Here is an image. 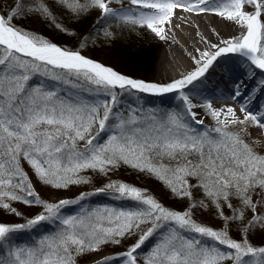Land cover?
I'll return each mask as SVG.
<instances>
[{"label": "snow or ice", "instance_id": "6c2138e0", "mask_svg": "<svg viewBox=\"0 0 264 264\" xmlns=\"http://www.w3.org/2000/svg\"><path fill=\"white\" fill-rule=\"evenodd\" d=\"M53 2L74 18L98 12L99 20L145 29L161 41L169 40L177 12L215 15L238 26L240 34L225 39L213 30L218 42L204 39L203 49L189 53L191 70L167 83L149 82L14 23L35 15L67 31L55 23L49 0L0 2V210L21 215L14 203L41 209L25 223L0 222V264H79V258L89 256L92 264H264V143L245 139L249 127L264 130V105L251 109L264 81L248 94L242 82L234 83L231 100H243L240 114L236 107H215L208 99L194 103L189 88L229 54L264 71V0ZM103 35L112 38L113 32L105 29ZM38 76L43 79L31 83ZM134 93H175L183 112L158 117L154 109L121 111L122 97ZM196 108L211 118V127L194 126L204 125ZM21 160L40 183L55 190L90 183L86 172L108 176L126 166L155 177L171 196L189 203L184 211L171 210L146 189L115 181L75 199L50 202L41 198ZM108 191L137 207L81 205L74 215L62 214ZM209 208L221 221L219 229L194 219L196 209ZM42 224L57 227L33 245L14 242L15 234ZM233 228L239 240L231 235ZM133 237L138 238L125 250L103 254L106 246H121ZM257 237L258 245L253 243Z\"/></svg>", "mask_w": 264, "mask_h": 264}, {"label": "rangeland", "instance_id": "374dc122", "mask_svg": "<svg viewBox=\"0 0 264 264\" xmlns=\"http://www.w3.org/2000/svg\"><path fill=\"white\" fill-rule=\"evenodd\" d=\"M0 2H2L3 4L6 5V4L10 3V0H0ZM60 10L63 11L62 9L58 8L54 12L55 19H57V20L59 17H61L60 13H57ZM61 13H67V12L63 11ZM92 13H90L88 15L91 16ZM88 15H87V17H88ZM93 16L95 17V14ZM98 17H99V13H98ZM98 17L95 19L96 21H94V23H92L90 25L92 27V30H89V32L84 33L82 36H71L69 38L72 41L71 43H73L72 44L73 48L70 47L71 43H69L68 46H65L62 44H60V46L61 45H62L61 47L65 46L66 48H70L73 51H81L82 54L88 55V56H90V58H92V57H91V53H89V51H88V48L90 46H93V47L96 46L95 50L98 54V57L96 59H94V58H92V59L99 61L106 66L112 67L117 72L128 75L132 78L142 79V80L149 81V82H158V77H159L160 71H161L160 70V62H161V58H162V53L165 49L164 41L159 40L152 33H150L149 31H147L145 29H139L138 28L136 30H131L128 28H122L118 24L106 23L102 20H99ZM98 25H103V26H100L103 28H100V27L98 28L97 27ZM224 27H225L226 35H230L231 37H234V36H237L240 34L239 27L233 23H225ZM105 29H108V30L113 29V36H112V38H108V40L104 41V40H101V36H104L103 32ZM25 30H29V31H32L36 34L42 35L43 37H45L48 40H49V38H51L50 36H45L44 33L42 31H40L38 24L28 25V27H26ZM140 32H147L150 35V36H148V38H151V41L154 44H156V45L160 44V47H161L160 50L161 51H160V54L158 56V62L154 68L148 69V70H143V69L139 68L137 71H135L133 69V67L131 66V64L129 63V61H127L126 56L128 55V49L132 48L133 43L137 44L136 41L139 42L138 39L140 37H138V39H137L136 36H138ZM75 40L77 42H75ZM85 42H86V47L81 48V44L85 43ZM77 43H80V44H77ZM191 67H193V64ZM39 78H42V77H39ZM256 81L258 82V80H256ZM239 82L240 81L238 80L235 83H239ZM158 83H167V81L163 80V81L158 82ZM199 86L201 87V83L199 81H197V82H195L194 86H189V88L191 89V92L194 93V92H196V90L197 91L199 90L198 89ZM211 90L213 91V93L216 92V90H214L212 88H211ZM231 93H232V91H231ZM85 95H87V94H85ZM193 102L194 103H202L203 100H193ZM241 102H243V100H241ZM121 104H122L121 111H125L129 107H136V108H139V109L144 110V111L154 109V110H156L158 117L163 116L170 111L183 112V104L176 97L175 93L171 94L168 97L165 96V97L161 98L160 100L150 99V98H147V97H145L141 94H137V93H134L131 95L125 94L121 99ZM260 106H259V108H254L252 110L258 111L260 109ZM196 110H198V112H197L198 117L197 118L203 119L204 125L203 126L194 125L195 127H198V128H200V127H211L214 124V122L211 120V118L205 114L204 110H201L200 108H196ZM188 119H189V122H191L190 118H188ZM254 131L255 130L253 129V127L248 128V132L250 133V135L245 136V139L248 140L249 142H251L253 140H260L257 138ZM262 143H264V142H262ZM21 166L23 167L24 171L28 173V175L30 177L29 171L31 169H29L30 167L27 164V162L21 160ZM88 176H90V175H88ZM143 176H144V178H147V179L157 180L155 177H153L147 173H143ZM30 179L32 180L31 177H30ZM95 179L96 178H94L93 181H91V182L96 181ZM101 180L104 184L103 187L111 181L109 178L104 177V176H102ZM112 181H113V179H112ZM32 182H33V180H32ZM118 182H122V181L118 180ZM33 184H34V187L36 188V190L39 192L41 198L48 200L50 202H54V201H57L59 199H69L68 196H73V198H71V199H75L77 197V195L82 193L83 190L85 188H87L83 185H77V186L71 188L72 189L71 192H67V190L66 191L62 190L60 192L59 191L56 192L54 189L50 188L51 189L50 191L45 192V193H41L38 190L37 185L34 182H33ZM87 189H90V187ZM94 191H95V189H93V190L90 189V190H87L86 192L92 193ZM102 194L108 198L116 199L115 195L111 191H108V192H105ZM196 195L199 198V193H197ZM97 196H102V195L101 194L91 195L87 199L81 201L80 204L71 205V206L66 207L65 209L62 210V214L63 215H74V214H76L77 212L80 211L81 205H84V203L86 201L90 200L93 197H97ZM127 200L132 201L131 199H127ZM181 201H183L182 202L183 206L181 209L176 208V207H172L169 209L177 210V211H184L187 208L189 201L186 199L181 200ZM13 206L16 207V209L18 210V212L21 213V215L15 216V215H11V214L6 213L3 210H0V215H1L0 222L9 223V224L25 223L27 219L34 217L38 212L41 211V209L39 207H29V206L23 205L22 203H14ZM2 216H4V217H2ZM194 219L197 222L202 223L206 226H211L214 229H219L221 227V221L216 217L214 210H212L211 208H209L208 210L196 209L194 211ZM56 227L57 226L55 224H42L33 230L19 232V233L15 234L14 242L16 244H20V245H27V244L31 243L32 241H35V240L38 241L43 236L42 233L44 230L51 229V228H53L55 230ZM256 239L258 240V242L256 244L257 245L260 244L261 240L259 238H256ZM105 252H106V250L104 249L103 253H105ZM81 264H92L91 257L86 262L81 263Z\"/></svg>", "mask_w": 264, "mask_h": 264}, {"label": "trees", "instance_id": "16d2710c", "mask_svg": "<svg viewBox=\"0 0 264 264\" xmlns=\"http://www.w3.org/2000/svg\"><path fill=\"white\" fill-rule=\"evenodd\" d=\"M49 4L53 12H55V10L58 9L56 5L54 4L53 0H49ZM61 12L63 11L60 10L59 12H57V13H60L61 17H59L58 20L55 19V23L61 24L64 29H67V31H61L60 29L55 27V24L53 22L42 20L35 15L25 16L23 18H17L14 21V23L22 29H25L26 27H28V25L38 24L40 31H42L45 36L51 37L49 38L51 42L56 43L57 45L62 44L65 46H68V44L72 42L69 39L71 36H82L84 33L89 32V30H92L90 25L94 17L93 15L96 12H93L91 16L88 15V17L86 16V17H81V18H74L70 16L69 13H61ZM100 26H103V25H100ZM100 26H98V28ZM100 28H103V27H100ZM109 30L113 32V29L112 30L109 29ZM140 33L138 36H136L137 39L138 37H140L138 39L139 42L136 41L137 44L133 43L132 48L128 49V55L126 56L127 61H129V63L131 64V66L133 67L135 71H137L139 68L143 70L154 68L158 62V56L161 51L160 44L159 45L154 44L151 41V38H148V36L150 35L147 32H140ZM101 40L105 41V40H108V38H105V36H101ZM75 42L77 41L75 40ZM72 44L73 43L70 44L71 48H73ZM77 44H80V43H77ZM65 46L63 47L66 48ZM95 49H96V46L94 47L90 46L88 48L89 53H91V57L94 59L98 57V54ZM41 79L43 78L36 77L31 83H37ZM46 83L51 84L52 82L46 81ZM102 139H103V134H102ZM29 174L31 175L32 179L34 180L35 184L38 187V190L41 193H45L51 190L49 186H45L37 180L32 169L29 171ZM84 175H87V176L90 175L88 176L90 181H93L94 178H96L95 179L96 181L91 182L89 184H82L83 186L87 188L90 187V189L92 190L103 187L104 184L101 180L102 179L101 175H98L97 173H94V172H86L84 173ZM104 177L109 178L111 181L112 179L115 182H118V180H120L123 183H127L129 185L138 187L140 189H146L148 194L153 195L159 202H161L167 208L176 207V208L181 209L183 206L182 205L183 201L171 196L168 189L161 182H159L158 180H154V179L144 178L143 173L133 170L129 167L121 166L118 170L112 171L108 176H104ZM75 186L77 185L70 186L67 192H71L72 190L71 188ZM87 188H85L83 192L90 190ZM55 191L60 192L62 190H55ZM63 191H66V190H63ZM101 195L102 196L93 197L90 200L86 201L83 206L89 209L108 206V207L115 208V209H125V210L135 209L137 207V204L134 201H129L127 199H113V198H108L104 196L103 194ZM78 196L79 195H77V197ZM68 198L71 199L73 198V196H68ZM53 228L44 230L42 235L55 231ZM231 234L235 239L240 238V235L235 228H233V230L231 231ZM137 238L138 237H133L132 239L125 240L121 246H106L104 249L111 250V251L125 250L127 246L134 243ZM155 239L156 238L150 239L146 243V245L144 246V251L141 252V255H143L144 252L147 251V249L150 248L153 243H155ZM256 240L257 239L255 238L253 240V243L256 244L258 242V240L257 241ZM36 241L37 240L32 241L31 243L27 245H33ZM89 258L90 256L79 258V264L87 261Z\"/></svg>", "mask_w": 264, "mask_h": 264}, {"label": "bare ground", "instance_id": "6f19581e", "mask_svg": "<svg viewBox=\"0 0 264 264\" xmlns=\"http://www.w3.org/2000/svg\"><path fill=\"white\" fill-rule=\"evenodd\" d=\"M179 17L185 18L181 19ZM225 23L231 22L210 14L196 16L177 12L176 17H174L172 20V31L170 34V38L168 41H164L165 49L162 53L160 62L161 71L158 77V82H161L163 80L169 82L174 78H178L180 73L185 72L186 70H191L192 61L189 57V53L195 54V49H203L205 47V44L203 42L204 39L210 40L213 43L218 42V38L214 34L213 30H215V32H218L221 38H231L230 35H226L224 27ZM232 55L240 57L237 54ZM232 55L229 54L226 57L222 58L226 66L228 63V69L226 71L228 74H230L229 77H234L238 74L242 75L241 79H243L244 92L248 91L252 86L254 87V89H258L260 87V83L256 85L255 82L257 78H260L259 72L257 70L256 72L255 69L251 68V66H248L247 68L246 65L241 64L238 59L234 58L230 60V57ZM208 76L210 78H214V80L216 81L215 84H226L225 78H223L222 75H218L216 69H210L208 72ZM261 79L263 78L261 77ZM231 88L233 89V87ZM226 92L227 93L215 94L201 85L198 91L196 90V92L194 93L191 92V94L193 96V99L196 100H212L215 107H222L225 104L236 107L237 114H240L239 104L242 103L241 100L235 102L232 101V93L229 90ZM263 99L264 91H256L255 100L251 104V109L256 108L260 104V101ZM194 111L198 112V110L196 109H194ZM253 129L255 130L254 133L256 134L257 138L264 142V130L258 129L256 127H253ZM110 253L111 252H105L103 254Z\"/></svg>", "mask_w": 264, "mask_h": 264}]
</instances>
